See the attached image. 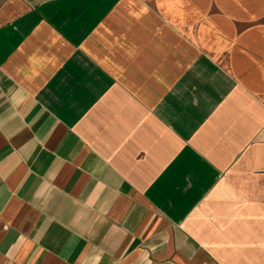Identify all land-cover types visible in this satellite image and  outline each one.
<instances>
[{
	"label": "crops",
	"instance_id": "obj_1",
	"mask_svg": "<svg viewBox=\"0 0 264 264\" xmlns=\"http://www.w3.org/2000/svg\"><path fill=\"white\" fill-rule=\"evenodd\" d=\"M0 264H264V0H0Z\"/></svg>",
	"mask_w": 264,
	"mask_h": 264
}]
</instances>
